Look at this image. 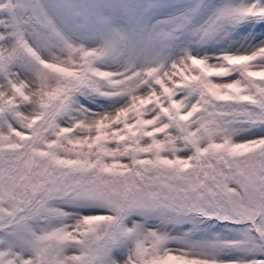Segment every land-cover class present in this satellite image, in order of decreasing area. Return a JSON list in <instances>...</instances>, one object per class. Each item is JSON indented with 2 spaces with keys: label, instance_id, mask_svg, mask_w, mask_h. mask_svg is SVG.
<instances>
[{
  "label": "snow or ice",
  "instance_id": "1",
  "mask_svg": "<svg viewBox=\"0 0 264 264\" xmlns=\"http://www.w3.org/2000/svg\"><path fill=\"white\" fill-rule=\"evenodd\" d=\"M0 264H264V0H0Z\"/></svg>",
  "mask_w": 264,
  "mask_h": 264
}]
</instances>
